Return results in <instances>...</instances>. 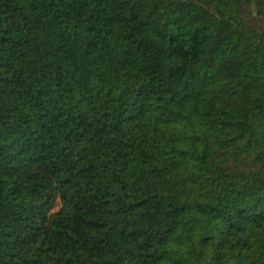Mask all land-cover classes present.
<instances>
[{"label":"trees","instance_id":"trees-1","mask_svg":"<svg viewBox=\"0 0 264 264\" xmlns=\"http://www.w3.org/2000/svg\"><path fill=\"white\" fill-rule=\"evenodd\" d=\"M0 264H264V0H0Z\"/></svg>","mask_w":264,"mask_h":264}]
</instances>
